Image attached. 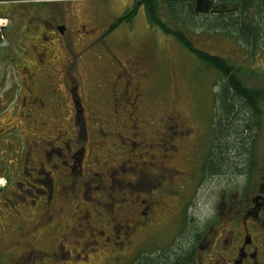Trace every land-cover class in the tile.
I'll list each match as a JSON object with an SVG mask.
<instances>
[{"label": "flooded vegetation", "instance_id": "flooded-vegetation-1", "mask_svg": "<svg viewBox=\"0 0 264 264\" xmlns=\"http://www.w3.org/2000/svg\"><path fill=\"white\" fill-rule=\"evenodd\" d=\"M100 1L108 0H0V253L11 264H120L136 259L147 240L173 234L171 248L140 257L264 264V159L257 152L232 153L224 165L210 163L213 148L205 153L196 174L201 188L214 180L217 195L212 215L196 222L189 217L196 175L187 160L201 151L198 128L176 104L162 116L136 118L145 88L135 78L99 79L102 91L87 94L83 74L67 72V34L95 33L86 21L97 18ZM73 2L81 4L68 14L23 6Z\"/></svg>", "mask_w": 264, "mask_h": 264}, {"label": "rangeland", "instance_id": "rangeland-1", "mask_svg": "<svg viewBox=\"0 0 264 264\" xmlns=\"http://www.w3.org/2000/svg\"><path fill=\"white\" fill-rule=\"evenodd\" d=\"M137 1L108 0L96 3L95 9L97 12L95 13L97 18L94 22L90 19L88 22L86 21L88 29L96 30L95 33L86 35L85 33L76 32L75 35V33L69 31L67 34V38L71 39L73 46L72 62L67 67L69 69L67 72L77 77L81 76L80 73L83 74L81 78L89 81L83 83L87 94L97 90L102 91L100 86L96 85L99 79H111V76L114 77L117 74L123 75L128 80H134L135 78L137 83L140 82L138 83L140 88H145L143 91L145 96L139 102L136 118L140 113L142 116L143 114L162 116L165 114L163 112L169 110L170 105L176 104L175 109L185 117L190 126L198 128L197 138L201 143V151H196L191 157L189 155L187 160L189 167L191 164V168L196 175H194V191L192 192V187H188L189 193L190 191L193 193V195L190 193L189 217L196 222L204 221L214 211V201L217 195L215 185L217 183H214V180H209L204 182L201 188L200 182L203 178L200 177L201 179L198 180L196 172L201 165V158L205 157V153H211L213 148L210 147L214 143L213 132L211 131L212 117L214 109L219 111L221 107L218 104V96L221 93L222 82L216 83L218 75L213 70H207L178 42L166 35L159 26L151 24L143 7L138 10L131 21L119 24L115 29H112L120 18L136 7ZM194 3L196 8L195 0ZM78 4L81 3L73 2L71 5L31 3L23 6H26L25 12H67L68 14L73 10H77ZM9 6L10 8H19L21 4H14L13 2ZM5 9L0 7V11H5ZM8 10L7 12H10ZM184 12L189 11L185 10ZM163 14V20L172 25L173 29H176L178 26L171 21L169 22L167 11H164ZM255 17L254 14H251L250 20L255 21V19H258ZM197 22L196 19L193 21L196 25ZM203 23L204 21H202ZM206 23L208 22L206 21ZM196 31V33L195 31L188 33V37L196 48L213 55H219L228 59L232 64L243 68L246 73L243 79L244 83L251 88L264 89V40L262 38L256 45L243 48L235 40L217 34L203 33L204 29L201 28ZM185 32L187 34V31ZM0 46H2L1 43ZM89 50L92 51V55L85 53ZM252 58L254 61H252ZM76 60L77 63L75 64L74 61ZM2 73V68H0V75ZM16 75L21 77L18 73ZM95 78H97V81L94 82L93 79ZM146 81H149V84ZM1 84L3 82H0V87ZM261 113V125L253 132V134L258 135L256 145L258 154L256 158L259 160L264 159V102L261 105ZM149 135L152 136V134ZM107 143H109V140ZM151 152H155V150L153 149ZM136 153L140 154L139 148L136 149ZM158 153V151L155 152V154ZM218 180L220 181V179ZM240 181L241 179L238 176L234 178V182L239 183ZM3 184L4 182L0 181V186ZM155 184L158 183L155 182ZM157 187L159 188V185ZM191 223L188 220V224L184 225V228H189ZM172 237L173 234H166L154 241L147 240L141 251L144 253L165 246L172 240ZM168 246L163 247V250L171 248V244H168ZM142 253L136 259L132 261L125 260L120 264H132L137 261ZM0 264H11L10 257L0 253ZM95 264H98V262ZM101 264H104V262Z\"/></svg>", "mask_w": 264, "mask_h": 264}, {"label": "trees", "instance_id": "trees-1", "mask_svg": "<svg viewBox=\"0 0 264 264\" xmlns=\"http://www.w3.org/2000/svg\"><path fill=\"white\" fill-rule=\"evenodd\" d=\"M213 1L218 12L202 15L196 12L194 0H138L136 7L120 18L112 29L119 24L131 21L143 7L151 24L159 26L166 35L178 42L207 70H213L218 75L216 83L222 82L221 93L218 96V104L221 107L219 111L214 109L212 117L214 155L210 163L216 160L224 165L229 164L228 156L230 157L232 153L238 157L242 153L256 152L258 135L253 132L261 125L264 89L248 87L243 81L246 74L243 68L219 55L196 48L188 37V33L194 31L196 33V30L201 28L204 29L203 33L217 34L235 40L243 48L252 47L261 38L264 40V0ZM185 10L189 12H184ZM164 11L168 13L169 22L175 23L180 29L178 27L173 29L172 25L163 20ZM251 14L258 19L251 21ZM195 19L198 21L197 25L193 23ZM202 21H204L203 24ZM252 61H254L253 58ZM132 264L155 263L148 257H140Z\"/></svg>", "mask_w": 264, "mask_h": 264}, {"label": "water", "instance_id": "water-1", "mask_svg": "<svg viewBox=\"0 0 264 264\" xmlns=\"http://www.w3.org/2000/svg\"><path fill=\"white\" fill-rule=\"evenodd\" d=\"M196 1V12L202 15L215 14L218 12L216 6L213 7V0H195Z\"/></svg>", "mask_w": 264, "mask_h": 264}]
</instances>
